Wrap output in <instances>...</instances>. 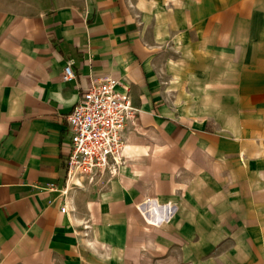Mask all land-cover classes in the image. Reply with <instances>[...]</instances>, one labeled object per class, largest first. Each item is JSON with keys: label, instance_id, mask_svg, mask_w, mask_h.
Wrapping results in <instances>:
<instances>
[{"label": "crops", "instance_id": "0c3cea01", "mask_svg": "<svg viewBox=\"0 0 264 264\" xmlns=\"http://www.w3.org/2000/svg\"><path fill=\"white\" fill-rule=\"evenodd\" d=\"M102 77L137 114L97 186L66 117ZM183 186L184 232L146 220ZM0 264H264V0H0Z\"/></svg>", "mask_w": 264, "mask_h": 264}, {"label": "built area", "instance_id": "2783aa9c", "mask_svg": "<svg viewBox=\"0 0 264 264\" xmlns=\"http://www.w3.org/2000/svg\"><path fill=\"white\" fill-rule=\"evenodd\" d=\"M74 77L70 65L63 81ZM118 81L102 77L92 83L67 115L70 132L65 159L68 180L85 178L89 184L114 176L121 165L125 132L133 124L137 109L126 92H118ZM62 212L65 211L63 207Z\"/></svg>", "mask_w": 264, "mask_h": 264}, {"label": "rangeland", "instance_id": "374dc122", "mask_svg": "<svg viewBox=\"0 0 264 264\" xmlns=\"http://www.w3.org/2000/svg\"><path fill=\"white\" fill-rule=\"evenodd\" d=\"M179 52L177 51H172V54L178 55ZM115 176V175H114ZM102 181L104 180H96L92 184H96L97 186H100V184H103ZM219 185L214 183V182H205L204 186L201 185H192L191 188H193L191 191H189V195L185 194V202L188 201L190 202H204L205 204V217L206 218H215L216 214L219 213V211L215 208H218L220 203L224 201V197L220 196L219 194ZM192 193V194H191ZM240 198H244V196L236 195L234 197V201L239 200ZM159 206V205H158ZM162 206H167L168 207V212L165 215L162 212L161 215V220L162 222L166 220H173L174 224V229L176 230V234H180L184 232V186L181 187L180 191L176 194V200L173 203H167ZM174 212V215H173ZM173 216V219H172ZM206 231L210 229L208 226H206ZM260 231V228L258 229ZM260 233L257 231H254L253 237H259ZM259 250V249H257Z\"/></svg>", "mask_w": 264, "mask_h": 264}, {"label": "bare ground", "instance_id": "6f19581e", "mask_svg": "<svg viewBox=\"0 0 264 264\" xmlns=\"http://www.w3.org/2000/svg\"><path fill=\"white\" fill-rule=\"evenodd\" d=\"M146 207L147 209H140V212L143 214V216L146 218V220H148V222H150L153 225H157L159 223V221H162L164 219L161 220V213L159 210V206H157L154 201H148L146 203ZM149 207V209H148ZM145 208V207H144ZM161 208V207H160ZM163 213L166 215L167 214V208L166 207H162ZM155 213V215H154ZM154 215V216H153Z\"/></svg>", "mask_w": 264, "mask_h": 264}]
</instances>
